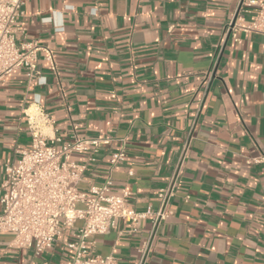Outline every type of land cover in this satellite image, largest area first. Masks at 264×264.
Masks as SVG:
<instances>
[{"label": "crops", "instance_id": "crops-1", "mask_svg": "<svg viewBox=\"0 0 264 264\" xmlns=\"http://www.w3.org/2000/svg\"><path fill=\"white\" fill-rule=\"evenodd\" d=\"M264 1V0H258ZM239 0H25L16 41L37 53L42 79L24 69L0 79V186L6 164L31 137L26 113L48 117L43 132L60 138L124 139L111 195L129 193L137 212H156L162 189L189 139L170 214L160 222L142 264H264V34L226 35ZM257 13L243 14L248 24ZM218 52V53H217ZM218 55L207 88L201 87ZM92 150V147H89ZM117 141L73 153L86 164L78 189L102 183ZM90 158V160H88ZM129 172L132 174L129 175ZM1 210V206H0ZM76 222L41 254L0 233V264H66ZM120 220L94 236V252L138 264L151 219L132 235Z\"/></svg>", "mask_w": 264, "mask_h": 264}, {"label": "built area", "instance_id": "built-area-1", "mask_svg": "<svg viewBox=\"0 0 264 264\" xmlns=\"http://www.w3.org/2000/svg\"><path fill=\"white\" fill-rule=\"evenodd\" d=\"M24 4L25 0H0V79L18 69L27 71L32 81L42 79L37 68L39 51L44 52L45 61L55 71L49 50L34 43L18 44L16 41L17 35L24 31L19 23ZM249 8H257V13L251 22L244 25L242 15ZM239 30L264 34V1L239 0L226 35L235 39ZM217 53L201 85L203 91L213 74ZM26 119L30 145L27 149L18 150L19 159L16 164H6L4 167L5 179L0 186V233L12 234L14 246L41 254L65 230L81 222V227L68 244L71 256L66 264H117L113 256L95 254L93 237L107 235L120 220L129 225L120 235H132L137 232L140 222L149 218L152 221V232L139 249L138 264H142L155 230L170 214L167 206L174 195L186 159L189 139L183 144L166 185L157 193L158 210L154 213L137 212L128 205L129 193L125 190H121L119 195L109 194L113 185L111 173L125 158L124 139L75 138L58 149L55 145L61 141L60 138H49L42 130L48 124L45 113L34 108L26 113ZM112 140L117 141V149L111 153L110 166L102 183L91 186L86 192L80 191L78 183L86 171V164L71 161L69 156L88 151L94 153L98 147ZM246 163L264 164V158L247 159Z\"/></svg>", "mask_w": 264, "mask_h": 264}]
</instances>
